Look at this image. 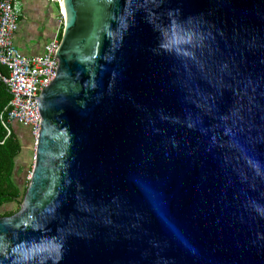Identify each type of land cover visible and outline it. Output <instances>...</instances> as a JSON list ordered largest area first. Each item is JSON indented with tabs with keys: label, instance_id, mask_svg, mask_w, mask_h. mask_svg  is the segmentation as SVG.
Instances as JSON below:
<instances>
[{
	"label": "water",
	"instance_id": "95a60500",
	"mask_svg": "<svg viewBox=\"0 0 264 264\" xmlns=\"http://www.w3.org/2000/svg\"><path fill=\"white\" fill-rule=\"evenodd\" d=\"M63 5L0 264H264V0Z\"/></svg>",
	"mask_w": 264,
	"mask_h": 264
},
{
	"label": "built area",
	"instance_id": "2783aa9c",
	"mask_svg": "<svg viewBox=\"0 0 264 264\" xmlns=\"http://www.w3.org/2000/svg\"><path fill=\"white\" fill-rule=\"evenodd\" d=\"M61 6L62 0H48ZM61 10V9H60ZM59 14L63 21L61 11ZM20 2L0 1V83L9 92L11 99L0 115V123L7 136L11 125L17 124L30 131L34 145L40 133L41 117L38 97L55 79L58 61L55 57L60 39L55 37L41 56L26 57L14 46V35L18 30Z\"/></svg>",
	"mask_w": 264,
	"mask_h": 264
},
{
	"label": "trees",
	"instance_id": "16d2710c",
	"mask_svg": "<svg viewBox=\"0 0 264 264\" xmlns=\"http://www.w3.org/2000/svg\"><path fill=\"white\" fill-rule=\"evenodd\" d=\"M61 35L62 29L59 33V38H61ZM0 71L4 72L3 68L1 69L0 67ZM10 99L11 96L6 87L0 83V115L8 105ZM23 128L21 126H18L17 129L11 127V133L7 136L0 123V209L8 204H15L17 206L15 210L6 211L1 214L0 218L11 217L18 212L28 185V181L23 183V185H21L20 181L21 177L25 181L26 173H30L32 168L17 162L23 152L24 137L20 132L27 131L30 133L27 128Z\"/></svg>",
	"mask_w": 264,
	"mask_h": 264
},
{
	"label": "crops",
	"instance_id": "0c3cea01",
	"mask_svg": "<svg viewBox=\"0 0 264 264\" xmlns=\"http://www.w3.org/2000/svg\"><path fill=\"white\" fill-rule=\"evenodd\" d=\"M18 1L20 16L18 30L14 35V46L26 57L41 56L45 46L55 37L59 38L62 29L58 3L48 0ZM2 73H6L5 70ZM11 127L17 129L18 125L13 124Z\"/></svg>",
	"mask_w": 264,
	"mask_h": 264
},
{
	"label": "rangeland",
	"instance_id": "374dc122",
	"mask_svg": "<svg viewBox=\"0 0 264 264\" xmlns=\"http://www.w3.org/2000/svg\"><path fill=\"white\" fill-rule=\"evenodd\" d=\"M23 129H25V128H23ZM20 133L23 134V137H24L23 138V152L21 153V155L18 158L17 162L18 163H23L26 167H31L32 168V166H33V158H34V142L32 141L33 139L30 136V133L27 132V131L26 132L25 131H21ZM29 176H30V173H28V174L26 173L25 181H23L22 180L23 177H21V181H20L21 185H23V183H25L26 181L29 180ZM16 208H17V206L15 204L5 205L4 207H2L0 209V215L3 214L6 211L15 210ZM19 210H20V208H19Z\"/></svg>",
	"mask_w": 264,
	"mask_h": 264
},
{
	"label": "bare ground",
	"instance_id": "6f19581e",
	"mask_svg": "<svg viewBox=\"0 0 264 264\" xmlns=\"http://www.w3.org/2000/svg\"><path fill=\"white\" fill-rule=\"evenodd\" d=\"M61 12L64 14V11H65V9H64V5H63V0H62V2H61Z\"/></svg>",
	"mask_w": 264,
	"mask_h": 264
}]
</instances>
